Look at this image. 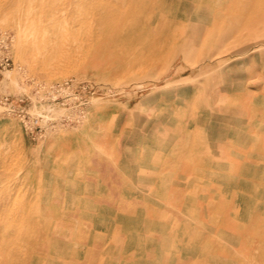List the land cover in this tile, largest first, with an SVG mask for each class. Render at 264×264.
Instances as JSON below:
<instances>
[{
    "label": "rangeland",
    "instance_id": "obj_1",
    "mask_svg": "<svg viewBox=\"0 0 264 264\" xmlns=\"http://www.w3.org/2000/svg\"><path fill=\"white\" fill-rule=\"evenodd\" d=\"M0 264H264V0H0Z\"/></svg>",
    "mask_w": 264,
    "mask_h": 264
},
{
    "label": "bare ground",
    "instance_id": "obj_2",
    "mask_svg": "<svg viewBox=\"0 0 264 264\" xmlns=\"http://www.w3.org/2000/svg\"><path fill=\"white\" fill-rule=\"evenodd\" d=\"M106 33L107 32H102L100 35L101 36H105L106 35ZM94 36H92L91 37V39L89 40L90 42H92V38H93ZM64 46V45H63ZM60 46V48L58 49V50H56L57 52L56 53H58L59 52V56L55 59V61H54V63H53V65H52V67L54 66V69H57V71H58V68H60V70L62 69H68V68H70V67H72L75 63V61H74V58H72V56L70 55V52H71V46ZM66 52V53H65ZM57 55V54H56ZM41 61V60H40ZM40 64H43L42 66L43 67H45V66H47L48 67V65L49 64H46V63H44V62H42V63H40ZM39 64V65H40ZM51 64V63H50ZM38 65V64H37ZM36 65V66H37ZM50 66V65H49ZM66 66H68V67H66ZM35 67V66H34ZM66 67V68H65ZM71 69V68H70ZM49 70V69H48ZM64 71V70H63ZM60 72V71H59ZM55 74V73H54ZM9 209V208H8ZM2 211V210H1ZM5 211V210H4ZM7 212V211H6ZM2 213V212H1ZM24 217V215H21V217ZM9 219H7V221H8ZM12 222V221H11ZM10 222V223H11ZM8 223V222H7Z\"/></svg>",
    "mask_w": 264,
    "mask_h": 264
}]
</instances>
